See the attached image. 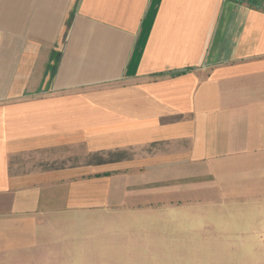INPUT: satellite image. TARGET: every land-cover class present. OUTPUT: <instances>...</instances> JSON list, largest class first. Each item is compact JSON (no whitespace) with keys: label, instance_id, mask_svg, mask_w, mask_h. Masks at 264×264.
<instances>
[{"label":"crops","instance_id":"obj_1","mask_svg":"<svg viewBox=\"0 0 264 264\" xmlns=\"http://www.w3.org/2000/svg\"><path fill=\"white\" fill-rule=\"evenodd\" d=\"M242 202L264 243V0H0V264H121L141 218Z\"/></svg>","mask_w":264,"mask_h":264},{"label":"rangeland","instance_id":"obj_2","mask_svg":"<svg viewBox=\"0 0 264 264\" xmlns=\"http://www.w3.org/2000/svg\"><path fill=\"white\" fill-rule=\"evenodd\" d=\"M203 207L206 212L212 207L224 210L218 215L213 211L207 213L204 221L200 218L198 231H179V227L174 226L169 232L167 219L141 218L143 224H150L147 228L150 232L140 238L141 243L124 247L121 264H264L259 210L243 202L229 205L205 203ZM180 235L186 239H177Z\"/></svg>","mask_w":264,"mask_h":264}]
</instances>
